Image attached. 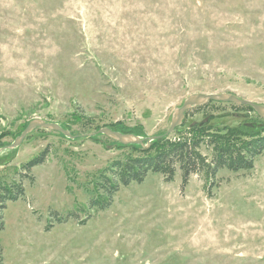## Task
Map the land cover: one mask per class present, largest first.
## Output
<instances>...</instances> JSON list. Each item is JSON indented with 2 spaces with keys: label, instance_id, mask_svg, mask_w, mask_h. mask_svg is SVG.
Wrapping results in <instances>:
<instances>
[{
  "label": "rangeland",
  "instance_id": "374dc122",
  "mask_svg": "<svg viewBox=\"0 0 264 264\" xmlns=\"http://www.w3.org/2000/svg\"><path fill=\"white\" fill-rule=\"evenodd\" d=\"M221 93L264 105V0H0L3 147L33 119L74 137L36 129L1 153L0 185L23 195L0 209V264H264V152L208 182L150 173L89 208L100 173L136 153L86 135L117 123L142 139L223 132L241 120L221 103L165 135L188 96Z\"/></svg>",
  "mask_w": 264,
  "mask_h": 264
},
{
  "label": "trees",
  "instance_id": "16d2710c",
  "mask_svg": "<svg viewBox=\"0 0 264 264\" xmlns=\"http://www.w3.org/2000/svg\"><path fill=\"white\" fill-rule=\"evenodd\" d=\"M216 104L221 103L210 101L205 105L195 107L185 113L184 120L192 114H202L205 118L210 117L206 109ZM229 105L232 114L241 120L237 127L224 129L223 132L215 129L213 134L207 133V129H212V127H189V132L192 134L190 139L171 141L159 135V138L151 141L147 148L139 145L126 146L131 148L136 155L128 156L123 161L116 160L100 173L95 183L96 195L90 198L89 208L105 210L111 205L113 196L120 188H126L131 183L140 184L150 173L161 175L165 182H172L178 168L182 183L186 184L191 175L202 174L208 182L221 170L232 173L252 170L255 158L264 152V120L248 106ZM105 127L115 132L140 137L137 132L119 123ZM179 128H176L174 132ZM202 133L205 134V139L201 136ZM99 136L103 135L97 134L89 138L96 140ZM114 143L119 147H125L117 142ZM203 144L212 152L210 161L199 151ZM4 145L0 140V148ZM45 154L46 151H43L24 164L23 171L27 173L32 168L41 165L45 160ZM22 195L23 189L20 183L11 186L0 185V209L4 208L5 202L16 201Z\"/></svg>",
  "mask_w": 264,
  "mask_h": 264
},
{
  "label": "water",
  "instance_id": "95a60500",
  "mask_svg": "<svg viewBox=\"0 0 264 264\" xmlns=\"http://www.w3.org/2000/svg\"><path fill=\"white\" fill-rule=\"evenodd\" d=\"M215 102V103H223V104H232L235 106H248L250 107L254 113L261 119L264 120V105H258L251 101L239 99L238 97L229 94V93H221V94H194L188 96L182 103V105L175 109L171 115L170 126L166 131L165 135H170L176 128L180 127L185 119V113L195 107L202 106L207 104L208 102ZM230 113L220 114L217 118H225L230 116ZM213 117H208L207 121L212 119ZM202 124H198L201 126ZM36 129H43L52 132L59 133L64 137L69 139H73L74 137L70 134L68 130L63 129L56 123H49L41 119H33L30 121L26 128L20 133L18 137L8 146L0 148V155L5 150H12L18 147L23 140L31 134ZM103 135L106 138L119 143L123 146L128 145H139L141 147L147 148L149 143L155 139H158L159 136L149 137L147 139H142L138 136L133 134H122L119 132L112 131L107 127H103L97 130L95 133H91L86 135L87 137H92L94 135Z\"/></svg>",
  "mask_w": 264,
  "mask_h": 264
}]
</instances>
